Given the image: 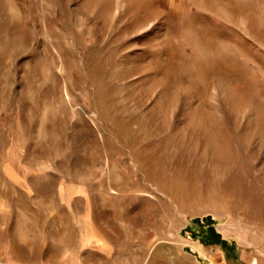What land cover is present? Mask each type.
<instances>
[{"label": "rangeland", "instance_id": "374dc122", "mask_svg": "<svg viewBox=\"0 0 264 264\" xmlns=\"http://www.w3.org/2000/svg\"><path fill=\"white\" fill-rule=\"evenodd\" d=\"M198 119L235 212L164 190ZM0 264H264V0H0Z\"/></svg>", "mask_w": 264, "mask_h": 264}, {"label": "bare ground", "instance_id": "6f19581e", "mask_svg": "<svg viewBox=\"0 0 264 264\" xmlns=\"http://www.w3.org/2000/svg\"><path fill=\"white\" fill-rule=\"evenodd\" d=\"M157 113L161 115L165 112L159 108ZM194 125L195 132L193 135H189L193 138L183 140L188 146L187 149L179 152L187 161L192 158L195 170L187 174L185 166L188 162L177 165L174 168L175 174L166 178L164 190L184 210L198 203L227 201L229 199L230 211L235 212V208L241 202V194H235L234 190L222 192L221 188L216 185V176L206 175L202 172L203 166L208 168L213 166L215 173H221L224 170L230 153L229 144L226 139L220 140L221 142L218 141L219 137L214 135L213 130L205 127L199 119L195 121ZM220 136L224 137L223 133ZM179 142L182 143V140ZM152 148L151 146L146 149L147 153L141 159V166L150 177L152 170H158L159 173H162L161 169L164 166L161 157H156ZM215 164H218L217 168L214 166ZM231 197H235L236 201H231Z\"/></svg>", "mask_w": 264, "mask_h": 264}, {"label": "trees", "instance_id": "16d2710c", "mask_svg": "<svg viewBox=\"0 0 264 264\" xmlns=\"http://www.w3.org/2000/svg\"><path fill=\"white\" fill-rule=\"evenodd\" d=\"M206 223H207V225L209 226L207 233H208L211 237H217V238H218L219 234H218V233L216 232V230L214 229V227H213V223L211 222V220H210L209 218L206 220ZM194 224H195L196 228H191L192 231L194 232V234L196 233V229L200 230V233H202L204 227H203V224H201L200 220H195V221H194ZM203 233H204V232H203ZM198 235H199L200 237H202V239L207 238V236H204L203 234H198ZM202 241H203V242H207L205 239L202 240ZM211 243H214V242H211ZM215 243H216V242H215ZM217 243H219V242H217Z\"/></svg>", "mask_w": 264, "mask_h": 264}]
</instances>
